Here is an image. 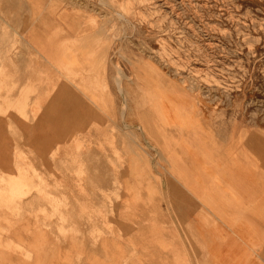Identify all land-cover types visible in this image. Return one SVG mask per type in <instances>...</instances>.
Masks as SVG:
<instances>
[{
    "label": "rangeland",
    "instance_id": "1",
    "mask_svg": "<svg viewBox=\"0 0 264 264\" xmlns=\"http://www.w3.org/2000/svg\"><path fill=\"white\" fill-rule=\"evenodd\" d=\"M198 110L210 126H250L264 142V0H0V254H30L10 234L102 236L91 225L120 221L122 192L123 211L159 205L148 159L156 174L163 162L175 174L173 133L198 131ZM34 141L73 144L43 151L39 165ZM95 187L108 212L90 211ZM66 248L62 259L78 246Z\"/></svg>",
    "mask_w": 264,
    "mask_h": 264
},
{
    "label": "crops",
    "instance_id": "2",
    "mask_svg": "<svg viewBox=\"0 0 264 264\" xmlns=\"http://www.w3.org/2000/svg\"><path fill=\"white\" fill-rule=\"evenodd\" d=\"M185 102L195 103L191 99ZM193 118L200 123L198 131L173 133V143L178 145H173L174 159L170 167L178 173H167V165L163 162V173L158 175L147 158L156 177L153 182L161 189L158 198H162V201L159 205L147 207L149 209L135 205L130 207L129 211H123L126 195L122 192V200L116 211L120 221L113 224L108 222L112 225L109 230L103 227V221L100 219L91 225L95 234L104 232L102 236L70 241L59 239L44 228L46 237L38 235L39 231L23 237L20 241L10 234L9 239L17 246L26 247L25 251L30 254L3 253L0 254V263L264 264V142H258L256 132L250 126H210L199 110ZM30 144L33 148L41 150L37 158L38 164L47 165L41 155L43 151L51 148L66 149L73 143L34 141ZM180 144H198L200 148L193 149V154L190 155L186 149L180 148ZM112 146L110 144V147L102 149L112 151ZM158 147L160 148L159 144ZM89 148L93 149L88 158L90 160L98 153L97 148ZM207 151L209 157L221 160L220 168L204 163ZM98 165L97 162L94 163L95 167ZM101 165L108 166V163ZM88 170L97 181L100 171L91 167H88ZM108 171L111 172L109 177H106L105 173L103 179L106 194L111 190L107 186L113 182L112 170H105ZM215 173L220 175L216 180L213 178ZM123 177L126 176L121 175L120 178ZM162 182L168 183L167 194ZM96 187L86 191L90 196L89 209L91 212L95 211L94 214L102 209L108 212L110 205L105 200H97L101 196L98 195ZM106 197L107 195H104L103 199ZM151 208L154 210H150ZM120 213L124 217H121ZM130 213L136 217L128 216ZM150 214L156 215L153 227H149L144 221L145 215ZM26 221H32V218L21 220ZM18 227L20 228V225ZM110 230H115L118 234L111 237ZM140 230L143 231V236H135ZM150 230L152 237L150 234L149 237L145 236ZM70 246L78 248L69 250L67 257L62 259V254L57 251L67 250L66 247Z\"/></svg>",
    "mask_w": 264,
    "mask_h": 264
},
{
    "label": "bare ground",
    "instance_id": "3",
    "mask_svg": "<svg viewBox=\"0 0 264 264\" xmlns=\"http://www.w3.org/2000/svg\"><path fill=\"white\" fill-rule=\"evenodd\" d=\"M48 12V11H47ZM31 41L33 42V44L38 47V48H42L43 46V41H41V39L39 38V36H37L36 34L31 33ZM46 46V45H45ZM117 79V78H116ZM121 87V86H120ZM122 108V107H121ZM167 123V122H166ZM165 130V129H164ZM19 187V186H18ZM17 187V188H18Z\"/></svg>",
    "mask_w": 264,
    "mask_h": 264
}]
</instances>
